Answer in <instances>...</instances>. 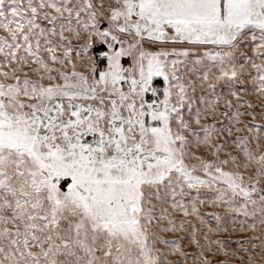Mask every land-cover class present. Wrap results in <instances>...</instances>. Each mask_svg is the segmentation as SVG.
<instances>
[{
  "label": "snow or ice",
  "instance_id": "6c2138e0",
  "mask_svg": "<svg viewBox=\"0 0 264 264\" xmlns=\"http://www.w3.org/2000/svg\"><path fill=\"white\" fill-rule=\"evenodd\" d=\"M0 264H264V0H0Z\"/></svg>",
  "mask_w": 264,
  "mask_h": 264
}]
</instances>
